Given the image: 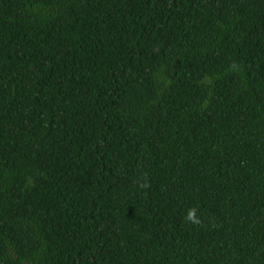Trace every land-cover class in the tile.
Segmentation results:
<instances>
[{
	"label": "trees",
	"instance_id": "obj_1",
	"mask_svg": "<svg viewBox=\"0 0 264 264\" xmlns=\"http://www.w3.org/2000/svg\"><path fill=\"white\" fill-rule=\"evenodd\" d=\"M0 264H264V0H0Z\"/></svg>",
	"mask_w": 264,
	"mask_h": 264
},
{
	"label": "clouds",
	"instance_id": "obj_2",
	"mask_svg": "<svg viewBox=\"0 0 264 264\" xmlns=\"http://www.w3.org/2000/svg\"><path fill=\"white\" fill-rule=\"evenodd\" d=\"M190 221H192L193 223H199V221L194 217V214L192 212H190L188 214V217H187Z\"/></svg>",
	"mask_w": 264,
	"mask_h": 264
}]
</instances>
